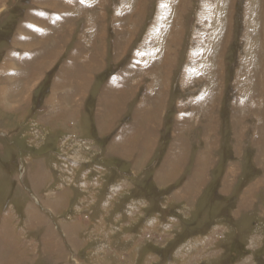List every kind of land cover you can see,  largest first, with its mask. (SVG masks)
Returning <instances> with one entry per match:
<instances>
[{
	"label": "rangeland",
	"instance_id": "obj_1",
	"mask_svg": "<svg viewBox=\"0 0 264 264\" xmlns=\"http://www.w3.org/2000/svg\"><path fill=\"white\" fill-rule=\"evenodd\" d=\"M0 264H264V0H0Z\"/></svg>",
	"mask_w": 264,
	"mask_h": 264
},
{
	"label": "crops",
	"instance_id": "obj_2",
	"mask_svg": "<svg viewBox=\"0 0 264 264\" xmlns=\"http://www.w3.org/2000/svg\"><path fill=\"white\" fill-rule=\"evenodd\" d=\"M56 15H57V13H56ZM41 29H42V27H41ZM29 38L30 37H28L27 34H25V35H22V34L21 35H18L17 36V41H18L17 43L20 44V46H22V44L19 42V40H26V39H29ZM23 51H25V50L23 49ZM10 65H12V64H10Z\"/></svg>",
	"mask_w": 264,
	"mask_h": 264
},
{
	"label": "bare ground",
	"instance_id": "obj_3",
	"mask_svg": "<svg viewBox=\"0 0 264 264\" xmlns=\"http://www.w3.org/2000/svg\"><path fill=\"white\" fill-rule=\"evenodd\" d=\"M89 18V17H88ZM53 100V99H52Z\"/></svg>",
	"mask_w": 264,
	"mask_h": 264
}]
</instances>
